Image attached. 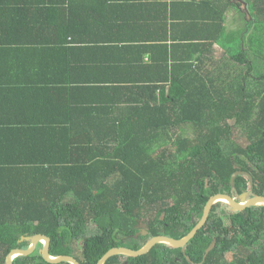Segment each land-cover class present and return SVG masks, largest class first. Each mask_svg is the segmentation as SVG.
<instances>
[{"label":"trees","instance_id":"trees-1","mask_svg":"<svg viewBox=\"0 0 264 264\" xmlns=\"http://www.w3.org/2000/svg\"><path fill=\"white\" fill-rule=\"evenodd\" d=\"M88 1L0 0L3 77L41 109L0 101V264L38 234L80 264L183 239L213 196L251 190L240 170L264 196V0ZM222 205L184 248L106 264H264V206Z\"/></svg>","mask_w":264,"mask_h":264},{"label":"water","instance_id":"water-1","mask_svg":"<svg viewBox=\"0 0 264 264\" xmlns=\"http://www.w3.org/2000/svg\"><path fill=\"white\" fill-rule=\"evenodd\" d=\"M239 176H248L251 181V191H248L244 193L243 195L233 198L230 195L227 194H217L213 196L209 201H207L206 205L204 206L202 216L200 220L195 225L194 229L183 239H175L168 236H157L153 237L150 240H148L144 247H142L139 250H133L126 247H116L112 248L110 251H108L100 260L98 264H106L111 257L117 256V255H124L132 258H136L142 255L147 254L151 251V249L158 245V244H166L171 248H184L189 241H191L194 237L197 231H199L205 223H207L209 216L212 212L213 206L218 202H225L231 209V212H242L245 211L248 208L251 207H263L264 206V196L256 195L254 194V178L250 173L247 172H236L233 174L231 178V185H235V180ZM138 235L146 236L147 232L145 230H142L140 233L135 235V238H137ZM22 242H29L30 246L27 249H14L10 252V255L7 258V264H14V261L17 257L20 256H30L32 255L39 244H42V257L43 260L47 264H80L78 261L75 260L72 256H58L54 257L50 254V246H51V239L46 235H34L31 237H23L20 241ZM216 240L213 241V244L207 249L205 254V260L210 253L211 250H213L216 246ZM204 263V262H202Z\"/></svg>","mask_w":264,"mask_h":264},{"label":"crops","instance_id":"crops-1","mask_svg":"<svg viewBox=\"0 0 264 264\" xmlns=\"http://www.w3.org/2000/svg\"><path fill=\"white\" fill-rule=\"evenodd\" d=\"M86 1L89 4V1L88 0H86ZM93 1H95V0H93ZM41 3L43 4V0H41ZM130 4H131V6L136 7L139 10H142L141 9V7H142L141 4H148V3L139 2V3H137V6L132 5L133 3H130ZM171 6L167 5L166 9H167V11H170L171 9H173V12H174V8L171 7ZM163 13L164 12H162L160 15H162ZM10 14L13 17L16 18L15 11H11ZM177 14H179V13H177ZM160 15H159V17H160ZM141 18H143V17H141ZM138 19H140V18H138ZM138 19H136V20H138ZM178 21H180V19ZM169 22H174V19L169 18ZM171 43H172L171 40L168 41V45H171ZM148 45H150V44H148ZM157 45H159L158 42H157ZM4 50H5V48H4ZM2 54H3V52H2ZM2 54H1V56H2ZM129 56H130V54H129ZM146 57H147V55L143 57V61H144L143 63H144V65H150L151 63H148L146 61ZM7 60L9 62H12L11 59H9V58ZM21 62H22V60L20 61V63ZM29 65H30V63H29ZM0 72H1V77H0V101L2 100L1 103L5 104L4 107H8V104H12V103L15 104L18 101H20V102H22V105H23L24 108L26 107V105H31L33 108H38L39 110H41L39 105L37 104L38 98H36L35 92H33V90L30 89V88L27 89V87L30 86V84H28V81H26L24 79L4 78L3 77L6 74L11 76L12 72H18V65H0ZM20 87H22V88H20ZM9 97H13V98H9ZM16 111H17L16 110V106L13 105V113H14V115H15ZM13 145H16V143L12 142L10 144L11 147Z\"/></svg>","mask_w":264,"mask_h":264},{"label":"rangeland","instance_id":"rangeland-1","mask_svg":"<svg viewBox=\"0 0 264 264\" xmlns=\"http://www.w3.org/2000/svg\"><path fill=\"white\" fill-rule=\"evenodd\" d=\"M234 13H236V11L233 12L232 14H234ZM232 14L230 15V17L232 16ZM220 202H221V201H220ZM220 202H218V203H220ZM214 206H216V205H214ZM227 207H228L227 204H226V206H225V205H222V207H219L220 212L223 211V210H228V212H229L231 209H230V207H228L229 209H228ZM223 218H225V217H223ZM225 223L228 224L229 221L226 220Z\"/></svg>","mask_w":264,"mask_h":264},{"label":"clouds","instance_id":"clouds-1","mask_svg":"<svg viewBox=\"0 0 264 264\" xmlns=\"http://www.w3.org/2000/svg\"><path fill=\"white\" fill-rule=\"evenodd\" d=\"M249 191H251V190H249ZM247 192H248V191H247ZM254 194H255V193H254ZM242 195H243V194H242ZM256 195H257V194H256ZM237 197H239V196H237ZM235 198H236V197H235ZM220 203H225V202H220ZM225 204H226V203H225ZM205 205H206V204H205ZM215 205H218V203H216ZM228 207H229V206H228ZM213 208H214V206H213ZM199 220H200V219H199ZM141 231H142V230H141ZM141 231H140V232H141ZM140 232H139V233H140ZM137 234H138V233H137ZM138 236H141V235H138ZM138 236H137V237H138ZM161 236H164V235H161ZM134 237H135V236H134ZM150 239H151V238H150ZM150 239H148V240H150ZM148 240H147V241H148ZM147 241H146V242H147ZM41 245H42V244H41ZM73 258H74V257H73ZM76 261H77V260H76Z\"/></svg>","mask_w":264,"mask_h":264}]
</instances>
